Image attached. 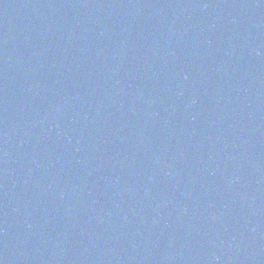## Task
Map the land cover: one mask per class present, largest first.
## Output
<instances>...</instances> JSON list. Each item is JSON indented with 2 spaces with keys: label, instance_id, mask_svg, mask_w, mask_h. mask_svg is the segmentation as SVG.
Listing matches in <instances>:
<instances>
[{
  "label": "water",
  "instance_id": "water-1",
  "mask_svg": "<svg viewBox=\"0 0 264 264\" xmlns=\"http://www.w3.org/2000/svg\"><path fill=\"white\" fill-rule=\"evenodd\" d=\"M0 264H264V0H0Z\"/></svg>",
  "mask_w": 264,
  "mask_h": 264
}]
</instances>
